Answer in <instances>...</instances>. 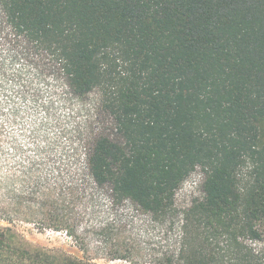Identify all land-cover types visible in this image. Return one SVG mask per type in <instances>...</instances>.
<instances>
[{"label": "trees", "instance_id": "16d2710c", "mask_svg": "<svg viewBox=\"0 0 264 264\" xmlns=\"http://www.w3.org/2000/svg\"><path fill=\"white\" fill-rule=\"evenodd\" d=\"M0 25L76 97L96 91L115 135L84 168L115 201L174 215L199 168L202 197L161 264H264L243 243L264 242V0H0ZM0 264L96 263L0 226Z\"/></svg>", "mask_w": 264, "mask_h": 264}, {"label": "rangeland", "instance_id": "374dc122", "mask_svg": "<svg viewBox=\"0 0 264 264\" xmlns=\"http://www.w3.org/2000/svg\"><path fill=\"white\" fill-rule=\"evenodd\" d=\"M53 70L46 52L14 44L0 25V226L96 264L175 260L184 210L202 197L199 168L177 189L174 215L154 219L115 201L84 168L86 148L99 134L113 137V122L96 91L76 97ZM243 243L264 262V242Z\"/></svg>", "mask_w": 264, "mask_h": 264}]
</instances>
